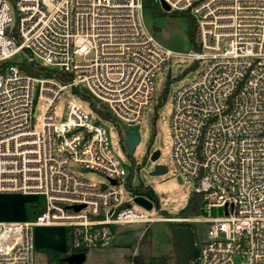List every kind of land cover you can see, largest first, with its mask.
<instances>
[{"label":"built area","instance_id":"obj_1","mask_svg":"<svg viewBox=\"0 0 264 264\" xmlns=\"http://www.w3.org/2000/svg\"><path fill=\"white\" fill-rule=\"evenodd\" d=\"M164 1L197 21L196 50L165 45L143 0H0V194L44 202L33 219H0V264H35L37 226L65 227L78 252L112 245L117 225L164 219L134 201L104 118L72 99L67 120L55 108L66 88L85 89L117 125L135 126L156 105V76L173 57L203 64L173 92L174 167L207 208H224L197 218L208 225L199 261L264 264V0ZM30 59L57 75L28 73L19 63Z\"/></svg>","mask_w":264,"mask_h":264},{"label":"rangeland","instance_id":"obj_2","mask_svg":"<svg viewBox=\"0 0 264 264\" xmlns=\"http://www.w3.org/2000/svg\"><path fill=\"white\" fill-rule=\"evenodd\" d=\"M168 11V10H167ZM147 23L154 29L157 37L168 47L175 50H196L188 36L189 18L184 15L159 14L154 16L145 11ZM201 62H193L185 57H173L168 64L156 76V93L158 101L144 112L140 123L135 126H126L123 121L102 120L107 130V135L113 151L120 157L122 164L132 176L133 184L144 183L151 186L158 194L159 207L156 204L148 210L151 215H160L162 220L151 223H128L117 226L113 243L102 248H91L86 252V259L82 264H131L130 256L139 253V240L146 230L151 232V244L149 250L152 256H168L190 252L198 253L200 243L207 238L208 225L197 220L200 215L222 216L223 207L207 208V202L200 204L199 214H181V210L187 205L189 195L194 190V180L183 176L174 167L172 158V133L170 128V112L173 103V92L181 85L193 80L202 69ZM80 92L90 95V99L97 108L107 110L101 102L93 97L85 89ZM162 95H165L162 102ZM72 99L84 112L98 117V111L91 105L90 100L77 94L71 87L64 90L62 97L55 108L56 120L65 121L69 115L67 102ZM43 109L38 104L35 117L41 119ZM122 129L138 130L141 141L135 150H125L122 142ZM126 145V142L124 143ZM127 146V145H126ZM155 149L160 150L157 162L166 164L168 171L164 174H150L155 161H152L148 153ZM77 172L99 182H105L103 174L83 168H76ZM129 197V196H127ZM25 200H37L33 196H25L20 193L0 194V218L5 220L31 219L25 215ZM138 210L145 211L141 206L134 204ZM170 218V219H166ZM171 222L190 223L192 227L174 225ZM36 251L35 264H68L62 260H51L45 248H53L62 251L67 247L65 230L62 226H37L34 229ZM65 257V256H64ZM150 259H146L148 264Z\"/></svg>","mask_w":264,"mask_h":264},{"label":"trees","instance_id":"obj_3","mask_svg":"<svg viewBox=\"0 0 264 264\" xmlns=\"http://www.w3.org/2000/svg\"><path fill=\"white\" fill-rule=\"evenodd\" d=\"M144 10L146 12L152 13L154 16L159 14H171L174 13V15H184L189 18L188 21V36L190 41L193 44V47H196L195 39H196V32H197V21L195 18L190 14L188 10H170L167 11L162 8L159 0H143ZM19 65L28 73L33 75H57V73L47 67L38 64L34 60L30 59L27 62L19 63ZM63 78L64 80L68 79L67 75H61L59 76ZM74 91L79 94L80 96L90 100L91 105L98 111L99 116H101L104 119L107 120H113L115 121L114 117L109 113L107 110H102L100 108H97L94 102L90 99L89 94H85L83 92H80L77 88L74 89ZM162 102L164 101L165 95H162ZM120 132L122 134V142L124 145L125 150H129L127 146L124 144V131L120 129ZM132 176H128L126 187L127 189L132 192L133 194H143L150 199H152L156 206L159 207V197L157 192L148 185H145L144 183L139 184H133L132 182ZM203 194L200 192H197L195 190L191 191L187 205L181 210V214L183 215H189V214H199L200 212V204L203 201ZM25 209L27 212V215L29 218L33 219L38 214H40L44 209V202L42 198H39L35 201L27 200L24 203ZM174 225H183L186 227H192V224L190 223H178V222H171ZM151 244V232L150 230H146L143 236L139 240V253L136 255L130 256V262L131 264H145L146 259H150L148 264H201L199 261V253H200V245H199V252L198 253H190L185 252L179 254H176L175 256L173 253H170V257L168 256H152L151 251L149 250V246ZM76 249L72 248L70 244H68V250L65 253L58 252L51 248H45V251L49 258L51 260H62L64 256L67 255L68 252H74ZM85 252H87V249H84Z\"/></svg>","mask_w":264,"mask_h":264},{"label":"water","instance_id":"obj_4","mask_svg":"<svg viewBox=\"0 0 264 264\" xmlns=\"http://www.w3.org/2000/svg\"><path fill=\"white\" fill-rule=\"evenodd\" d=\"M161 6L163 9L170 11V6L164 0H161ZM124 139L127 148L132 151L135 150L136 146L141 141V134L138 130L129 129L124 132ZM150 156L152 161L156 162L150 174L159 175V174H164L168 171V167L166 164L157 162V159L160 156L159 149H155ZM112 181L115 183L114 179H112ZM134 201L148 210L153 208V201L149 197L143 194H136V196L134 197ZM82 206H83L82 204L75 205V208L79 209ZM85 259H86L85 251L70 252L68 255L64 257V261H66L68 264H82L84 263Z\"/></svg>","mask_w":264,"mask_h":264},{"label":"crops","instance_id":"obj_5","mask_svg":"<svg viewBox=\"0 0 264 264\" xmlns=\"http://www.w3.org/2000/svg\"><path fill=\"white\" fill-rule=\"evenodd\" d=\"M26 196V195H25ZM26 201V200H25ZM24 208H25V205H24ZM26 209H25V215H26ZM0 219H2V218H0ZM2 220H5V219H2ZM24 220V219H23ZM122 225V224H121ZM117 226H119V225H117ZM117 226L115 227V229L117 228ZM63 227V226H62ZM64 228V230H65V236H66V240H67V247H65L62 251H58V250H56V249H54V250H56V251H58V252H62V253H65V252H67V250H68V244H69V236H68V230L65 228V227H63ZM139 247V246H138ZM47 248H49V247H47ZM51 249H53V248H51ZM139 249V248H138ZM70 252H68L67 253V255L69 254ZM133 255H136V254H133ZM131 263V262H130Z\"/></svg>","mask_w":264,"mask_h":264},{"label":"flooded vegetation","instance_id":"obj_6","mask_svg":"<svg viewBox=\"0 0 264 264\" xmlns=\"http://www.w3.org/2000/svg\"><path fill=\"white\" fill-rule=\"evenodd\" d=\"M149 155H151L150 153H148Z\"/></svg>","mask_w":264,"mask_h":264}]
</instances>
